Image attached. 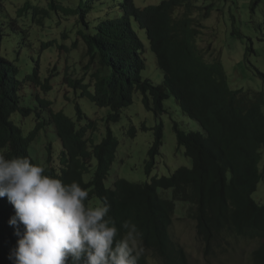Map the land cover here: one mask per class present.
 <instances>
[{"label":"trees","instance_id":"trees-1","mask_svg":"<svg viewBox=\"0 0 264 264\" xmlns=\"http://www.w3.org/2000/svg\"><path fill=\"white\" fill-rule=\"evenodd\" d=\"M76 1L73 8H58L50 3L49 11L77 17L83 26L78 31L79 39L76 37L70 47L76 49L80 42L85 45L84 77L90 82L85 84L84 80H74L69 85L74 90L80 89V97L87 98L95 107L110 110L105 136L99 144L93 145L90 143L91 136H87L96 130V122L89 120L79 105H75L76 120L84 119L86 124L75 128L70 118L62 111L50 109L52 102L40 98V92L33 90L38 93L33 129L23 134L13 122L14 114L26 117L32 112L30 107L20 104L23 84L39 89L42 95L50 90L47 81H43L40 75L44 51L64 55L68 47L49 49L55 39L33 43L28 29L19 25L16 19L9 18L7 24L0 20V154L9 158L26 156L32 163L42 166L46 174L51 170L48 175L66 180L65 183L79 182L89 192L87 203L96 198L98 203H110L109 215L116 221L117 227L128 218H131L129 222H137L143 215L144 221L141 219L136 225L141 237H144L141 238L143 251L138 264H149L146 252L158 257V264H189L184 249L169 237L177 202L188 207L206 260L229 255L233 248L245 243L251 245L250 264H264V205L252 198L258 185L264 181V73L252 68L254 77L260 81L258 89L232 90L228 88L219 56L213 61L205 60L197 45L201 25L194 15L202 11L203 19H208L213 5L204 7L199 3L213 0H162L157 5L144 8L136 7L133 0H118L117 5L110 7L106 18L100 17L97 25L92 27L86 21L89 11L96 7H103L106 11L104 3L110 0ZM179 9L182 12L177 14ZM29 11L30 21L42 26L47 11L31 6L29 1L23 2V6L16 11L17 18L29 15ZM249 11L252 15H260L256 41L264 45V0H250ZM134 26L145 32L148 49L154 54L156 66L163 74L161 85H154L142 77L145 46L135 33ZM231 36L243 38L235 28ZM62 37V40L67 39L66 35ZM13 38L16 47L10 50ZM246 40L244 55H257L253 39L247 37ZM24 49L27 50L25 55L30 72L19 80L17 63ZM32 51H36L34 57ZM135 92L140 93L143 108L152 112L156 120L167 113L165 103L172 97L176 109L184 118L197 123L202 133L182 131L176 123L173 124L177 145L191 161L189 167H178L168 177L154 175L140 184L117 179L106 189L104 180L114 161L117 146L109 123L118 121L120 111L132 104ZM43 108L47 109L44 118ZM46 126L53 127L55 139L61 146L57 166L50 165L49 152L44 163L31 155L33 144ZM130 133L133 135V130ZM153 133L154 141L148 152L150 162L146 164L148 175L154 157L163 145L161 121L153 128ZM159 191H170V194L163 196L164 193L159 194ZM127 206L129 211H126ZM136 207L141 215L136 212ZM124 211L126 213L122 214ZM14 215V208L7 197L0 198V264H13L9 255L19 237L15 235L16 226L8 221ZM19 227L22 232L23 225Z\"/></svg>","mask_w":264,"mask_h":264},{"label":"rangeland","instance_id":"rangeland-1","mask_svg":"<svg viewBox=\"0 0 264 264\" xmlns=\"http://www.w3.org/2000/svg\"><path fill=\"white\" fill-rule=\"evenodd\" d=\"M25 1H29L33 7L47 11L46 17H43L42 26L30 21L31 11H29V15H24L20 19L17 18L16 11L23 6ZM161 1L133 0V3L138 8H144L157 5ZM50 3H53L58 8H73L77 1L0 0V20L4 23L7 24L9 18L16 19L19 25H23L28 29L29 39L33 43L55 39V43L49 49L68 47V52L64 55H59L56 51H44L40 75L43 81H47L50 90L42 95L39 89H31L26 84H23V89L20 91V104L24 107H30L32 112L26 117L16 113L12 116V120L22 129L23 134L32 130L35 123V108L38 106L36 96L40 92L41 98L52 102L51 109L53 111L56 109L55 112L62 111L74 122L75 128L86 124L84 119L79 122L76 120L75 105H79L86 117L96 122V130L89 132L87 136L88 138L91 136L92 141L90 143H93V145L99 144L106 133V120L111 113L110 110L108 108L99 109L95 107L88 99L80 97V89L74 90L69 87V82L74 80H83L85 78V84L90 82L83 75V66L86 63L85 45L80 42L76 49L70 47L76 37L79 39L78 31L82 30L83 26L79 23L77 17H66L60 11L57 13L49 11ZM104 4L105 8H107L106 11L103 10V7H96L89 11L86 18L89 27L97 25L100 17L106 18L107 13L111 11L110 7L117 5L118 0L105 1ZM202 4L204 7L210 4L213 5L208 19H203L202 11L194 15L197 23L201 25V36L197 40V45L205 60L213 61L219 56L227 76L229 89H258L260 81L254 77L252 68H257L264 73V45L256 41V25L260 15L258 13L253 15L250 13V0L200 1L199 5ZM181 12L182 10L179 9L176 13L180 14ZM234 28L240 36H243L242 39L231 36ZM134 31L145 46V69L142 72V77L149 79L154 85H161L163 74L156 66L154 54L148 49L145 32L139 31L136 26H134ZM63 35L67 36L66 40H62ZM247 37L253 39L257 55H244ZM15 47V39L13 38L10 43V50H14ZM26 52V49L21 52V57L17 63L20 71L19 80H22L30 72V66L25 55ZM35 54L36 51H32L33 57ZM32 90L38 93H34ZM89 91L92 93V89ZM61 100L66 102L63 101V103ZM165 106L167 113L163 114L160 120H156L152 112H147L143 108L140 93L135 92L132 104L120 111L118 121L109 123L112 134L117 141V146L114 161L108 172L106 182H104L106 189H109L112 182L117 179L128 183L140 184L147 182L149 177L154 175L168 177L178 167H189L191 165V161L184 156L183 150L178 148L173 124L176 123L180 130L186 132L202 133V130L197 123L183 117L181 111L176 109L172 97L166 101ZM38 110L41 109L38 108ZM46 112L47 109L43 108V118L46 116ZM159 121L163 124V145L159 150V154L154 157L153 165L148 175L146 173V164L150 162L148 152L154 141L153 128ZM130 130H133V135H131ZM41 134L37 142L33 144L31 155L40 161L43 160L44 163L48 155L47 148L50 147L52 153L49 157V163L52 166H57L60 144L54 137L52 127H44ZM168 193L170 194L169 191H159V194L163 196H167ZM252 198L258 204L264 205V181L258 185ZM180 203L177 202L176 204V215L171 227V236L184 249L189 258V264H250L249 253L251 246L245 243H243L244 245L240 244L229 255H220L218 259L206 261L202 252L203 244L196 236L195 224L191 218V213L186 205ZM96 204L99 203L95 199L90 203V205ZM145 257L146 259L148 258L147 260L150 264H158V257L152 256L149 252L145 253Z\"/></svg>","mask_w":264,"mask_h":264},{"label":"clouds","instance_id":"clouds-1","mask_svg":"<svg viewBox=\"0 0 264 264\" xmlns=\"http://www.w3.org/2000/svg\"><path fill=\"white\" fill-rule=\"evenodd\" d=\"M3 197L14 208L8 223L19 237L9 255L13 264H138L143 249L136 224L125 221L118 228L110 205L87 203L89 192L77 181L45 174L26 156L0 154ZM169 234L174 241L171 228Z\"/></svg>","mask_w":264,"mask_h":264},{"label":"bare ground","instance_id":"bare-ground-1","mask_svg":"<svg viewBox=\"0 0 264 264\" xmlns=\"http://www.w3.org/2000/svg\"><path fill=\"white\" fill-rule=\"evenodd\" d=\"M81 98H82V97H81ZM86 99H87V98H86ZM64 100H66V99H64ZM64 100H63V101H64ZM61 101H62V100H61ZM63 101H62V102H63ZM57 102H58V101H57ZM64 102H66V101H64ZM64 102H63V103H64ZM65 104H66V103H65ZM65 104H64V105H65ZM57 106H58V105H57ZM73 106H74V104H73ZM59 107H60V106H59ZM59 107H58V108H59ZM50 109H51V108H50ZM59 110H60V109H59ZM55 111H56V109H55ZM52 113H53V112H52ZM52 115H53V114H52ZM52 117H53V116H52ZM50 118H51V117H50ZM7 150H8V149H7ZM10 152H11V151H10ZM10 152H9V153H10ZM13 152H14V151H13ZM5 153H6V152H5ZM11 153H12V152H11ZM4 155H5V154H4ZM17 156H18V155H17ZM46 172H47V171H46ZM50 172H51V170H50ZM50 172H47V173L49 174ZM45 174H46V173H45ZM64 175H65V174H64ZM53 176H54V175H53ZM82 177H84V176H82ZM64 178H65V176H64ZM66 179H67V176H66ZM62 180H63V179H62ZM65 181H66V180H64V182H65ZM69 181H70V180H69ZM71 181H72V180H71ZM84 181H85V180H84ZM104 181H105V180H104ZM105 182H106V181H105ZM107 182H108V181H107ZM68 183H69V182H68ZM92 184H93V183H92ZM84 185H85V184H84ZM109 185H110V184H109ZM132 185H133V184H132ZM132 185H131V186H132ZM135 186H136V185H135ZM137 186H138V185H137ZM108 187H109V186H108ZM87 188H88V187H87ZM133 188H134V187H133ZM95 189L97 190V188H95ZM167 189H168V188H167ZM96 190H95V192H96ZM98 190H99V189H98ZM102 190H103V189H102ZM103 191H104V190H103ZM131 191H132V190H131ZM146 191H147V190H146ZM149 192H150V191H149ZM169 192H170V191H169ZM101 193H102V192H101ZM103 193H104V192H103ZM150 193H151V192H150ZM171 193H172V192H171ZM174 193H175V192H174ZM95 194H96V193H95ZM99 194H100V193H99ZM146 194H147V193H146ZM90 195H91V194H90ZM97 196H98V195H96V197H97ZM168 196H169V195H168ZM89 197H90V196H89ZM122 197H124V196H122ZM126 197H128V196H126ZM161 198H162V197H161ZM161 198H160V199H161ZM96 199H97V198H96ZM96 199H95V200H96ZM140 199H141V198H140ZM142 199H143V198H142ZM147 199H149V198H147ZM160 199H159V200H160ZM164 199H166V198H164ZM105 200H106V199H105ZM116 200H117V199H116ZM162 200H163V198H162ZM126 201H127V200H126ZM126 201H125V202H126ZM129 201H130V200H129ZM157 201H158V200H157ZM166 201H167V200H166ZM90 202H91V201H90ZM121 202H122V201H121ZM125 202H124V203H125ZM132 202H133V199H132ZM142 202H143V201H142ZM164 202H165V200H164ZM108 203H109V202H108ZM136 203H137V202H136ZM94 204H95V203H94ZM109 204H110V203H109ZM122 204H123V202H122ZM130 204H131V202H130ZM134 204H135V203H134ZM155 204H156V203H155ZM114 205H116V204H114ZM127 205H128V203H127ZM139 205H143V204H139ZM110 206H111V205H110ZM132 206H133V205H132ZM136 206H137V205H136ZM169 206H170V205H169ZM115 207H117V206H115ZM146 207H147V206H146ZM157 207H158V206H157ZM159 207H160V206H159ZM121 208H122V207H121ZM128 208H129V206H127V209H126V207H125L124 210L126 209V211H129ZM133 208H134V207H133ZM133 208H131V211H133V210H132ZM138 208H139V206H138ZM142 208L145 209V207H143V206H142ZM164 209H165V208H164ZM169 209H170V208H169ZM147 210H149V209H147ZM134 211H135V210H134ZM151 211H153V210H151ZM171 211H172V210H171ZM136 212L138 213L137 207H136ZM200 212H201V210H200ZM124 213H126V212L124 211L122 214H124ZM127 213H129V212H127ZM132 213H133V212H132ZM132 213H131V215H132ZM137 213H136V214H137ZM144 213H145V212H144ZM144 213H143V214H144ZM152 213H153V212H152ZM155 213H157V212H155ZM118 214H119V213H118ZM136 214H135V216H136ZM138 214L141 215L140 212H139ZM146 214H147V213H146ZM146 214H144L145 217L147 216ZM125 215H127V214H125ZM125 215H124V218H125ZM129 215H130V213H129ZM150 215H152V214H150ZM154 215H155V214H154ZM165 215H166V214H165ZM175 215H176V214H175ZM193 215H194V214H193ZM200 215H201V214H200ZM1 216H2V215H1ZM137 216H138V215H137ZM155 216H156V215H155ZM139 217H141V218H138V217H137L138 220H139V219L141 220V219L144 218L143 215H141V216H139ZM142 217H143V218H142ZM197 217H198V216H197ZM202 217H204V216H202ZM115 218H117L116 215H115ZM122 218H123V217H122ZM132 218H133V217H132ZM167 218H169V217H167ZM177 218H180V217H177ZM205 218H206V217H205ZM208 218H209V217H208ZM128 219L130 220L131 218H128ZM128 219H127V220H128ZM133 219H134V218H133ZM147 219H149V218L147 217ZM155 219H156V217H155ZM180 219H181V218H180ZM117 220H120V219H117ZM129 220H128L127 222H129ZM140 220L137 221L139 224H140ZM145 220H146V218H145ZM151 220H153V218H152ZM171 220H172V218H171ZM141 221H142V220H141ZM143 221H144V219H143ZM154 221H156V220H154ZM185 221H186V220H185ZM189 221H190V220H189ZM228 221H229V220H228ZM130 222L133 223V222H135V221H134V220H131ZM137 222H135L136 225H138ZM173 222H174V221H173ZM199 222H200V221H199ZM199 222H198V223H199ZM229 222H230V221H229ZM121 223H122V222H121ZM144 223H146V222H144ZM141 224H143V222H142ZM117 225H118V224H117ZM168 225H169V224H168ZM174 225H175V224H174ZM146 226H147V225H146ZM165 226H167V225H165ZM183 226H184V225H183ZM208 226H209V225H208ZM118 227H119V226H118ZM155 227H156V226H155ZM171 227H172V226H171ZM205 227H206V225H205ZM213 227H214V226H213ZM227 227H228V226H227ZM230 227H231V225H230ZM119 228H120V227H119ZM178 228H179V227H178ZM207 228H209V227H207ZM224 228H225V227H224ZM121 230H122V229H121ZM153 230H154V229H153ZM228 230H229V229H228ZM228 230H226V231H228ZM230 230H231V229H230ZM218 231H219V230H218ZM233 231H234V230H233ZM122 232H123V230H122ZM176 232H177V231H176ZM217 233H220V232H217ZM230 233H231V231H230ZM146 234H147V233H146ZM194 234H195V233H194ZM220 234H221V233H220ZM225 234H227V232H226ZM231 234H232V233H231ZM231 234H230V235H231ZM233 234H234V233H233ZM233 234H232V235H233ZM152 235H153V234H152ZM155 235H156V234H155ZM201 235H202V234H201ZM228 235H229V234H228ZM230 235H229V236H230ZM238 235H239V234H238ZM238 235H237V236H238ZM141 236H142V235H141ZM221 236H222V235H221ZM229 236H228V237H229ZM253 236H254V235H253ZM153 237H154V236H153ZM169 237H170V236H169ZM231 237H232V236H231ZM141 238H142V237H141ZM143 238H144V237H143ZM143 238H142V239H143ZM151 238H152V236H151ZM220 238H222V237H220ZM238 238H239V237H238ZM243 238H244V236H243ZM243 238H242V239H243ZM247 238H249V237H247ZM146 239H147V238H146ZM146 239H145V240H146ZM213 239H214V238H213ZM216 239H218V237H217ZM240 239H241V237H240ZM156 240H157V239H156ZM179 240H180V239H179ZM224 240H225V239H224ZM238 240H239V239H238ZM157 241H158V240H157ZM230 241H232V239H231ZM243 242H244V241H243ZM248 242H249V241H248ZM155 243H157V242H155ZM162 243H163V242H162ZM164 243H165V242H164ZM207 243H208V241H207ZM220 243H221V242H220ZM239 243H240V242H239ZM253 243H254V242H253ZM210 244H211V243H210ZM250 244H251V243H250ZM226 245H229V244H226ZM243 245H244V244H243ZM247 245H248V244H247ZM254 245H255V244H254ZM166 246H167V245H166ZM169 246H170V245H169ZM238 246H239V245H238ZM250 246H251V245H250ZM242 247H243V246H242ZM245 247H246V246H245ZM248 247H249V246H248ZM150 248H151V247H150ZM154 248H155V247H154ZM223 248H224V246H223ZM239 248H240V247H239ZM249 248H250V247H249ZM142 249H143V248H142ZM164 249H165V248H164ZM236 249H237V248H236ZM247 249H248V248H247ZM253 249H255V248H253ZM165 250H166V249H165ZM165 250H164V251H165ZM233 250H234V248H233ZM248 250H249V249H248ZM217 251H218V250H217ZM161 252H162V251H161ZM248 252H249V251H248ZM151 253H152V252H151ZM159 253H160V252H159ZM229 253H230V252H229ZM233 253H234V252H233ZM154 254H155V253H154ZM249 254H250V253H249ZM169 255H170V254H169ZM170 256H171V255H170ZM154 257H155V256H154ZM213 257H214V256H213ZM160 258H161V257H160ZM215 258H217V257H215ZM147 259H148V258H147ZM147 259H146V260H147ZM212 259H213V258H212ZM212 259H210V260H212ZM263 259H264V258H263ZM153 260H154V259H153ZM180 260H181V259H180ZM205 260H206V258H205ZM150 261H151V260H150ZM181 261H182V260H181ZM206 261H207V260H206ZM250 261H251V260H250ZM250 261H249V262H250ZM140 262H142V261H140ZM148 262H149V261H148ZM171 263H172V262H171ZM179 263H180V262H179ZM143 264H144V263H143ZM149 264H150V263H149ZM167 264H168V263H167ZM172 264H173V263H172ZM248 264H249V263H248ZM252 264H253V263H252Z\"/></svg>","mask_w":264,"mask_h":264}]
</instances>
